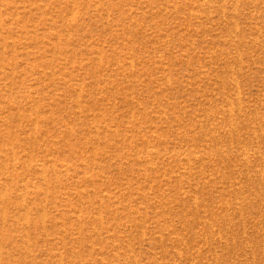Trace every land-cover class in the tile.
I'll return each mask as SVG.
<instances>
[{
    "label": "rangeland",
    "instance_id": "1",
    "mask_svg": "<svg viewBox=\"0 0 264 264\" xmlns=\"http://www.w3.org/2000/svg\"><path fill=\"white\" fill-rule=\"evenodd\" d=\"M0 264H264V0H0Z\"/></svg>",
    "mask_w": 264,
    "mask_h": 264
}]
</instances>
